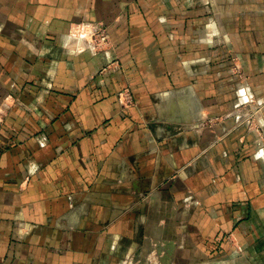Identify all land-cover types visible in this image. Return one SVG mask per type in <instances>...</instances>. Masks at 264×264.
<instances>
[{"label": "crops", "instance_id": "0c3cea01", "mask_svg": "<svg viewBox=\"0 0 264 264\" xmlns=\"http://www.w3.org/2000/svg\"><path fill=\"white\" fill-rule=\"evenodd\" d=\"M252 100L264 0H0V264H264Z\"/></svg>", "mask_w": 264, "mask_h": 264}, {"label": "built area", "instance_id": "2783aa9c", "mask_svg": "<svg viewBox=\"0 0 264 264\" xmlns=\"http://www.w3.org/2000/svg\"><path fill=\"white\" fill-rule=\"evenodd\" d=\"M91 41H92L91 45L93 50L99 51L104 49L105 46L109 45V36L104 29H99L96 30V32L92 35ZM237 73L241 75V71L237 70ZM240 77L242 78V75ZM263 109H264V104L248 103L244 107L238 108L233 117L237 118L239 123L241 125L246 126L248 130L255 131L260 134L262 128L261 116ZM225 119H227L226 115L207 118L203 122V125L207 127H213L217 125V123L223 122Z\"/></svg>", "mask_w": 264, "mask_h": 264}, {"label": "rangeland", "instance_id": "374dc122", "mask_svg": "<svg viewBox=\"0 0 264 264\" xmlns=\"http://www.w3.org/2000/svg\"><path fill=\"white\" fill-rule=\"evenodd\" d=\"M237 70L241 71L242 78L240 77L241 75H239V74L237 73ZM233 71H234V74H236L237 76H239L240 79H244V78H245L244 73H243V71H242V67H240V66L237 64L236 59H234V67H233ZM250 103H255V104H256V103H258V102H256L255 100H252V101H250ZM3 108H4V107L2 106V103H0V127H1V125L3 124V122H4V120H5L6 116H7V113L4 111Z\"/></svg>", "mask_w": 264, "mask_h": 264}]
</instances>
